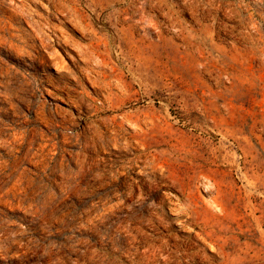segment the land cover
<instances>
[{
	"label": "rangeland",
	"instance_id": "374dc122",
	"mask_svg": "<svg viewBox=\"0 0 264 264\" xmlns=\"http://www.w3.org/2000/svg\"><path fill=\"white\" fill-rule=\"evenodd\" d=\"M0 264H264V0H0Z\"/></svg>",
	"mask_w": 264,
	"mask_h": 264
}]
</instances>
